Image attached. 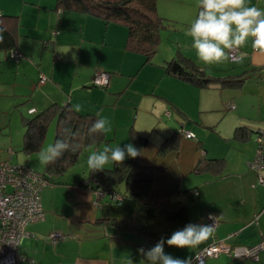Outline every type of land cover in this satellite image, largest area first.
<instances>
[{
    "label": "crops",
    "instance_id": "obj_1",
    "mask_svg": "<svg viewBox=\"0 0 264 264\" xmlns=\"http://www.w3.org/2000/svg\"><path fill=\"white\" fill-rule=\"evenodd\" d=\"M28 1L30 4L22 6L23 23L16 30L19 39L15 49L25 55L31 53L32 61L25 55L20 59L12 57L15 49L0 53L9 72L11 64L16 63L14 78L0 81L5 87L0 89L1 126L7 124L6 114L11 113L14 104H24L23 122L31 107L40 111L53 102L70 103L79 105V112L96 113L111 124L112 130L104 133L105 139L83 152L90 147L99 150V144L110 141H117L121 147L128 143L136 147L131 136L132 131L139 132L130 123H135L138 112L121 119V108L125 106L121 100L122 93L142 71L145 85L154 90L158 99L151 106L155 112L151 117L153 131L140 132L147 141L139 147L140 156L136 158L141 164L158 169L150 195L161 197L162 202L147 203L130 195L124 182L111 185L110 192L122 194L121 200L110 195L99 199L92 185L80 183L89 173L76 177L66 170L43 187L41 198L46 216L26 227L19 264H120L129 255L135 264H140L139 248L155 246L162 237L169 238L188 223L205 224L208 214L218 219L211 236L193 249L165 243V252L178 259L191 257L196 264L199 250L215 240L249 246L264 241V183L258 182V172L249 166L256 154L258 133L264 141V51L252 47L254 38L249 37L240 48L241 57L236 62L233 59L206 64L187 34L198 15L200 0H157L158 12L181 26L164 28L167 34H161L159 51L145 61L142 53L126 48L127 27L123 23H107L97 16L57 8V0H25ZM246 4L264 9V0H246ZM27 15L38 18L32 46L27 40L33 37L24 34L31 27L24 23ZM179 30H183L180 35ZM173 34L177 40L171 39ZM40 42L44 45L40 46ZM171 42L207 74L239 81L199 86L168 74L164 64L174 55ZM46 48L54 53L43 51ZM133 54L143 57L138 61ZM101 70L110 73L106 87L93 83ZM42 74L49 79L41 82ZM64 76L69 80L67 84ZM239 126L244 128L237 133ZM182 129L193 131L196 136L187 137ZM24 132L25 125L22 135L18 137L17 131L15 140L5 144L10 146L0 148V158L13 161L14 149H22ZM167 138H173V144L162 150ZM45 139L42 150L54 144L55 137L47 131ZM38 153L27 152L21 161L13 162L40 166ZM211 159H224V165L199 170L201 162ZM42 166L45 169L46 165ZM55 231L62 237L53 240L51 234ZM207 264H264V248L255 259L221 253L209 258Z\"/></svg>",
    "mask_w": 264,
    "mask_h": 264
},
{
    "label": "trees",
    "instance_id": "obj_2",
    "mask_svg": "<svg viewBox=\"0 0 264 264\" xmlns=\"http://www.w3.org/2000/svg\"><path fill=\"white\" fill-rule=\"evenodd\" d=\"M57 8L73 10L80 13L97 16L105 22H121L127 27L126 48L142 53L145 61H150L159 49L161 31L171 26L170 19L158 12L157 0H57ZM200 11V7H199ZM199 13V12H198ZM19 15L0 13V28L5 29L3 42H0V50L12 51L17 47V27L20 24ZM168 74L183 78L199 86H208L215 81L223 85L236 83L239 79L229 77H214L207 74L202 67L191 57L181 51H177L164 64ZM56 120V135L54 143L59 140L64 144L62 155L55 163L45 166L46 173L55 176L64 172L76 163L83 151L100 143L105 139L104 132L91 131L93 124L100 120L96 113H82L75 111L70 103L61 104L53 102L46 108L36 111L32 115L23 116L25 125L22 150L26 152L39 151L44 143L50 123ZM244 127L239 126L237 133ZM132 139L139 149L146 143L147 138L132 131ZM173 138H167L162 143V150L172 146ZM224 165V159H211L207 163L201 162L198 167H217ZM158 169L151 165L141 164L138 158L126 159L123 164H115L105 167L103 171L93 172L85 180L80 181L94 188L99 186L109 193L112 184L124 182L129 194L136 196L147 203L162 202L161 197L150 195L153 175ZM111 187V188H110ZM128 194V193H126Z\"/></svg>",
    "mask_w": 264,
    "mask_h": 264
},
{
    "label": "clouds",
    "instance_id": "obj_3",
    "mask_svg": "<svg viewBox=\"0 0 264 264\" xmlns=\"http://www.w3.org/2000/svg\"><path fill=\"white\" fill-rule=\"evenodd\" d=\"M5 29L0 28V42H3ZM193 41L198 57L206 64L233 60V53L253 37L254 49L264 51V9L249 6L246 0H200V11L191 23L187 33ZM234 62H236L234 60ZM80 111V106H73ZM111 124L107 118L97 120L91 131L110 132ZM64 144L57 140L49 144L38 155L39 163H55L62 155ZM140 156V150L132 143L125 146L106 147L103 151H93L87 158V166L93 172L103 171L110 162L123 164L131 157ZM209 219H215L209 214ZM213 226L188 223L174 231L169 238L162 237L153 247L139 248L140 264H193L192 258L178 259L165 252V243L172 247L193 249L212 235ZM120 264H135L133 258L125 256Z\"/></svg>",
    "mask_w": 264,
    "mask_h": 264
},
{
    "label": "built area",
    "instance_id": "obj_4",
    "mask_svg": "<svg viewBox=\"0 0 264 264\" xmlns=\"http://www.w3.org/2000/svg\"><path fill=\"white\" fill-rule=\"evenodd\" d=\"M12 57L23 58L24 55L15 49L11 52ZM241 57L240 49L233 53V59ZM48 76L42 74L41 82L48 80ZM110 82V73L101 70L96 73L93 83L99 87H106ZM37 110L35 107L29 109L33 114ZM187 137H195V133L190 130H183ZM258 143L256 154L249 161V166L258 172V182L264 183V141L261 133L257 134ZM12 155V150H9ZM51 183V175L41 172L33 167L13 162L11 159L0 158V264H19L20 248L27 235L26 227L34 222L45 218L46 213L43 208L41 192L44 186ZM99 199L110 195L112 199L121 200L122 194L118 192H108L103 187L95 188ZM195 193H198L196 191ZM264 209V207H263ZM214 216V215H212ZM207 225L213 226V230L218 224V219H209V214L205 217ZM53 240L62 237L61 233L53 232ZM264 248V241L255 245H231L224 240H215L204 246L196 255V264H207L211 257L219 256L221 253H228L237 258L255 259L259 251Z\"/></svg>",
    "mask_w": 264,
    "mask_h": 264
},
{
    "label": "rangeland",
    "instance_id": "obj_5",
    "mask_svg": "<svg viewBox=\"0 0 264 264\" xmlns=\"http://www.w3.org/2000/svg\"><path fill=\"white\" fill-rule=\"evenodd\" d=\"M184 1L186 2V0H184ZM26 4H30L29 1H28V3H26L25 0H0V13H4V14H8V15H19L20 16L19 22L23 23L22 6L26 5ZM24 17H25L24 18L25 25H28V24L31 25L30 28L26 27V28H28V31H27L28 33H24V34H30V36H32V37L35 36V34H36V23H37L38 18L36 16L33 17L32 15H27ZM174 26L180 27L181 25L180 24L178 25V23L172 21L170 27H174ZM22 29H24V28H22ZM182 31L183 30H179L177 32L180 35V32H182ZM161 34H164V35L167 34V30L163 29L161 31ZM19 36H20V38H23V36L22 37H21V35H19ZM165 38L166 37H164V39ZM176 38H178V36L177 35L174 36V34H173V37L171 39H173V41H174V40H177ZM18 39H19V37H18ZM28 39H30V40H27L28 43L29 42H30V44L35 43L34 37L32 39L31 38H28ZM165 41L166 40L163 41V44H164V45H162L163 48L165 47V43H164ZM41 45H44V44L42 42H40V46ZM187 45H188V40L185 43L184 47H186ZM31 46H32V44H31ZM49 46L52 48L51 43L49 44ZM172 47H174V49H175L174 54H176V52H177L176 48L177 47L174 43H172ZM46 49L47 50H43V51H47V53H51V54L54 53V51L52 49H49V48H46ZM37 50L41 51V48L37 49ZM0 51H1L0 53L4 52L3 50H0ZM23 55H25V54H23ZM133 55H136V57H138V61H139V57H143L140 54H138L139 56L137 54H133ZM25 56H27V59L29 61H32L31 53L29 55H25ZM8 60L13 61L14 59L8 58ZM39 60L40 59H38V61ZM133 61H135V59ZM136 62H137V60H136ZM7 65H8L7 62L2 64V60L0 59V81L3 79H8V78L13 79L14 78V74H15V70H16V67H15L16 63L13 62V64H11V65H13V66H11L12 72H9ZM1 68H4L5 71L1 72ZM141 73H142V71L139 72V74H137L135 76V79L131 81V83L128 85L127 89L125 90V92L122 93L123 96H122V100H121L125 104V106H123L121 108L122 109L121 119H124L126 117V115L129 113L134 114V113L138 112V117L137 118L135 117V119H134L135 123H130V124L131 125L133 124V126L137 129V132H139V134H141L140 133L141 131L145 132V133H149V131H153L154 124H153V120L151 121V117L153 116V113H155V112L151 111V108H152L151 106H152L153 101L158 99V96L153 94L154 90L151 87H148L145 85V81H144L145 79H142L143 77L141 76ZM63 79L66 81V84H67L69 81L67 76H64ZM1 88H5L2 83H0V89ZM116 96H118V94H116ZM21 106H23V107H21ZM21 109L23 110V112L25 111L24 104L23 105L14 104L10 109L11 113L6 114L7 124L4 126H1V124H3V123H0V148H4L5 146H10V145H5V144L6 143L8 144V142L11 139L15 140V137H17V131H18V137L20 135H22V133L24 131V125L22 122ZM0 114H3V113L0 112ZM25 114H26V112H25ZM1 120H3V117L0 116V122H1ZM49 132L53 133V135L55 137L56 132H57L55 120L50 123L49 128H48V133ZM105 144H106V147H112V148H114L116 146H120V145H118L117 141L116 142L110 141L109 144H107L106 142L105 143L102 142L101 144H99V146H100L99 150H95L94 147L88 148L87 151L83 152L80 155L79 160L76 163L72 164L67 169L68 174L74 175L76 177H83L85 175H88L89 170H90L87 166L88 156L93 151H103V149H104L103 145H105ZM41 150H39L38 152H40ZM14 151H15L14 152L15 156H14L13 161H18V159H20V161H21L23 155L25 153H27L26 151L20 149V147L15 148ZM8 158H9V156H8ZM109 164H110V166L113 165V163H111V162ZM33 168H35L36 170L41 171V172L45 170L44 166H42V165H40V166L33 165Z\"/></svg>",
    "mask_w": 264,
    "mask_h": 264
}]
</instances>
